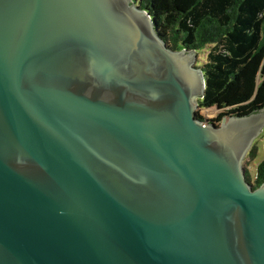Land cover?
<instances>
[{"label": "water", "instance_id": "water-1", "mask_svg": "<svg viewBox=\"0 0 264 264\" xmlns=\"http://www.w3.org/2000/svg\"><path fill=\"white\" fill-rule=\"evenodd\" d=\"M196 55L133 0H0V264H264V109L199 120Z\"/></svg>", "mask_w": 264, "mask_h": 264}, {"label": "trees", "instance_id": "trees-1", "mask_svg": "<svg viewBox=\"0 0 264 264\" xmlns=\"http://www.w3.org/2000/svg\"><path fill=\"white\" fill-rule=\"evenodd\" d=\"M149 12L158 34L174 51L207 53L196 67L206 89L198 100L197 118L219 126L230 117H246L264 109V0H133ZM217 109L214 119L201 111ZM254 144L247 158L255 160ZM247 172V170H246ZM264 184V160L255 180Z\"/></svg>", "mask_w": 264, "mask_h": 264}, {"label": "rangeland", "instance_id": "rangeland-1", "mask_svg": "<svg viewBox=\"0 0 264 264\" xmlns=\"http://www.w3.org/2000/svg\"><path fill=\"white\" fill-rule=\"evenodd\" d=\"M207 53H201L196 55V64L199 61H202L206 58ZM201 114L206 118V119H214L217 117L219 114V111L217 109H211V110H204L201 111ZM257 148H258V155L257 158L253 161L250 160L249 158H246L244 167L247 170V172L250 175V178L254 181L255 180V173H256V167L257 165L264 160V127L263 130L260 134V136L256 139L254 143Z\"/></svg>", "mask_w": 264, "mask_h": 264}]
</instances>
